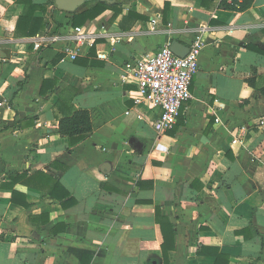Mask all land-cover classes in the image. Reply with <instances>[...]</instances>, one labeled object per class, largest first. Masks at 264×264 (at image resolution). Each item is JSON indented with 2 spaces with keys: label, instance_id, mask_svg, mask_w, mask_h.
Here are the masks:
<instances>
[{
  "label": "crops",
  "instance_id": "obj_1",
  "mask_svg": "<svg viewBox=\"0 0 264 264\" xmlns=\"http://www.w3.org/2000/svg\"><path fill=\"white\" fill-rule=\"evenodd\" d=\"M36 1L49 25L20 37L23 5L0 0V264H264V0L116 2L80 25L94 43L75 60L63 40L35 43L74 35L73 13L96 1ZM198 37L193 98L161 131L128 65ZM80 108L93 131L70 147L59 120ZM52 178L74 203L48 193L63 195ZM157 211L175 230L167 262Z\"/></svg>",
  "mask_w": 264,
  "mask_h": 264
},
{
  "label": "built area",
  "instance_id": "obj_2",
  "mask_svg": "<svg viewBox=\"0 0 264 264\" xmlns=\"http://www.w3.org/2000/svg\"><path fill=\"white\" fill-rule=\"evenodd\" d=\"M70 36H43L35 43V49L40 50L63 40L66 57L75 60L83 47L94 43L92 34L82 26L76 27L74 35ZM171 44L169 41L155 52L147 53L128 65L131 78L137 86L136 101H145L161 111L156 122V127L161 131L174 128L182 106L193 98L191 85L199 71V58L203 49L201 37L191 42L190 51L185 57L175 54Z\"/></svg>",
  "mask_w": 264,
  "mask_h": 264
},
{
  "label": "trees",
  "instance_id": "obj_3",
  "mask_svg": "<svg viewBox=\"0 0 264 264\" xmlns=\"http://www.w3.org/2000/svg\"><path fill=\"white\" fill-rule=\"evenodd\" d=\"M209 1L212 0H203V5H207ZM20 4L24 7V12L19 16L16 24V33L20 37H34L41 30L45 29L49 24L45 22L44 16H37L36 12L38 10H45L46 7L42 6L36 0H18ZM255 0H220L219 6L230 11L234 12H244L250 9ZM55 0H48L47 4H54ZM118 4L110 5L107 2L96 1V4L81 13H73L72 23L74 26H80L84 23L92 21L100 16L107 9H115ZM256 50L264 53V50L256 48ZM262 93L264 94V88H262ZM93 131V123L91 119V112L88 109H76L72 111L71 114L64 115L59 120L58 133L69 139L70 147L76 145L82 140L86 139ZM69 150H71L69 148ZM55 187L59 190H63V195L57 194L58 192L48 190V193L54 198L59 199L63 206L70 205L75 202V199L71 193L65 190L62 184L55 178ZM157 219L161 224L162 231L164 234V242L162 245V253L165 262L169 259V252L174 248V235L175 230L173 229V224L165 216H162L160 211H157ZM171 242V245H168V242ZM223 256L218 254V260Z\"/></svg>",
  "mask_w": 264,
  "mask_h": 264
},
{
  "label": "water",
  "instance_id": "obj_4",
  "mask_svg": "<svg viewBox=\"0 0 264 264\" xmlns=\"http://www.w3.org/2000/svg\"><path fill=\"white\" fill-rule=\"evenodd\" d=\"M89 1H106L113 4L116 2H124L125 0H55L56 5L59 8L71 13L77 11L82 5ZM171 49L175 54L185 57L190 51V46L185 45L178 40H174L171 44Z\"/></svg>",
  "mask_w": 264,
  "mask_h": 264
}]
</instances>
